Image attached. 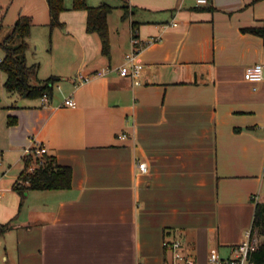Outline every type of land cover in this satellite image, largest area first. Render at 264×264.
<instances>
[{
    "label": "crops",
    "instance_id": "crops-1",
    "mask_svg": "<svg viewBox=\"0 0 264 264\" xmlns=\"http://www.w3.org/2000/svg\"><path fill=\"white\" fill-rule=\"evenodd\" d=\"M87 2L114 6L109 53L73 0L56 27L48 0L21 3L31 37L43 44L49 28L52 37V50L41 60L28 52V63L39 64L40 80H60L47 102L23 95L7 105L0 123L22 161L43 145L73 179L24 195L18 177L0 179V225L9 224L0 264H172L166 239H179L192 264H215L213 251L234 258L264 202V78H245L264 65V36L243 29L264 26V0ZM135 47L139 83L119 72ZM79 73L90 79L78 84Z\"/></svg>",
    "mask_w": 264,
    "mask_h": 264
},
{
    "label": "trees",
    "instance_id": "trees-1",
    "mask_svg": "<svg viewBox=\"0 0 264 264\" xmlns=\"http://www.w3.org/2000/svg\"><path fill=\"white\" fill-rule=\"evenodd\" d=\"M50 13V26H63L60 14L66 9L65 0H48ZM74 9H85L88 12L87 30L97 32L102 41V50L109 53L110 39L108 27V15L114 6L102 3L91 6L87 0H73ZM197 9H209L214 7L203 6ZM128 14H124L126 18ZM33 18L30 15H19L12 31L0 40V46L5 54L0 59V67L6 73L5 87L11 92H19L29 98H41L46 93L49 97L53 94L54 84L60 80L59 76L52 75L33 83L32 76L37 72L39 64H29L27 60V50L29 48L28 37L33 26ZM245 31L264 36V26H248ZM134 36H137L136 32ZM17 117L9 115L8 122L13 124ZM36 148L23 157L24 168L15 181L13 188L24 195L31 189H66L71 187L73 179V169L71 165L60 164L55 155L44 153L41 156L34 152ZM34 169L31 170V166ZM9 228V224L0 225V234ZM253 232L264 235V202H257L253 220ZM251 259L256 264H264V240L259 243L256 249L250 254Z\"/></svg>",
    "mask_w": 264,
    "mask_h": 264
},
{
    "label": "rangeland",
    "instance_id": "rangeland-1",
    "mask_svg": "<svg viewBox=\"0 0 264 264\" xmlns=\"http://www.w3.org/2000/svg\"><path fill=\"white\" fill-rule=\"evenodd\" d=\"M22 0H0V40H3L13 29V26L19 17V11L21 8ZM50 25V23H49ZM41 29L40 27H38ZM49 28V27H48ZM32 30V28H31ZM38 30V29H37ZM51 29L49 28L48 34L45 35L43 44L40 37L32 35L31 33L28 37L29 48L27 53L29 54L34 51L39 60L41 57H45L46 54L51 49ZM39 34V33H38ZM41 34V33H40ZM5 52L0 46V59L4 56ZM38 71V70H37ZM6 73L0 67V121L4 117L1 114L6 113L7 105L22 102L24 100H30L31 98L26 99L27 97L23 96L19 92H11L5 87ZM31 81L33 83H39L41 80L39 78L38 72H36ZM2 116V118H1ZM6 125L0 123V179H16L21 174V170L24 168L21 155L24 154V150L21 147V150L18 147L12 148L8 145L5 138V132L3 128ZM34 166V165H32ZM32 166L30 168H32ZM14 181V180H13ZM2 259L0 258V262Z\"/></svg>",
    "mask_w": 264,
    "mask_h": 264
},
{
    "label": "built area",
    "instance_id": "built-area-1",
    "mask_svg": "<svg viewBox=\"0 0 264 264\" xmlns=\"http://www.w3.org/2000/svg\"><path fill=\"white\" fill-rule=\"evenodd\" d=\"M199 5L208 4L209 0H197ZM132 42L134 46H138L140 44L139 38L133 35ZM136 47L127 54L126 56V64L119 68V72L125 76H131L135 83H139V74L142 69V65L136 61V56L138 50ZM100 74L104 73L103 71L99 72ZM78 84L85 82L90 79L89 75L79 73L78 76ZM245 78L253 83H257L264 78V65L262 63H255L249 66L245 71ZM49 95L44 94L42 99L47 102L49 100ZM65 104L69 106H76L77 102L73 97L66 98ZM127 133L123 134V137H126ZM32 150L25 149V153H30ZM36 155L41 156L44 153H48L47 147L40 145L35 151ZM137 168L141 173H147L149 170L148 163L146 161L138 160L136 161ZM34 169L32 166L31 170ZM260 241L253 232V229H249L246 231L245 239L239 243L235 248V257L230 260H223L219 256L216 251H213L211 254V261L215 264H256L250 257L251 252L257 248ZM163 245L166 249L172 252V264H192L193 261L189 259L182 252V243L179 239H166L163 242Z\"/></svg>",
    "mask_w": 264,
    "mask_h": 264
}]
</instances>
